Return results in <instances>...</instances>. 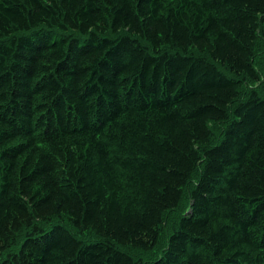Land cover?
Listing matches in <instances>:
<instances>
[{
	"label": "trees",
	"instance_id": "trees-1",
	"mask_svg": "<svg viewBox=\"0 0 264 264\" xmlns=\"http://www.w3.org/2000/svg\"><path fill=\"white\" fill-rule=\"evenodd\" d=\"M260 41L264 0H0V264H264Z\"/></svg>",
	"mask_w": 264,
	"mask_h": 264
},
{
	"label": "rangeland",
	"instance_id": "rangeland-1",
	"mask_svg": "<svg viewBox=\"0 0 264 264\" xmlns=\"http://www.w3.org/2000/svg\"><path fill=\"white\" fill-rule=\"evenodd\" d=\"M254 63L257 67L258 73L261 77L259 83H246L245 88L242 91V95L246 96L248 93V90H256L260 94H264V42L260 41L257 43L256 49H255V55H254ZM191 182L184 191V201L181 204L180 208L177 211H171L167 213L165 218V226H164V232L161 234L158 246L146 253H142L141 255H138L139 253L134 254L135 258L142 259V262L147 263L159 256L161 251L164 249L166 245L167 236L172 228V226L177 222L179 216L183 213H186L189 207L190 199L188 198L189 195V189L191 187Z\"/></svg>",
	"mask_w": 264,
	"mask_h": 264
}]
</instances>
